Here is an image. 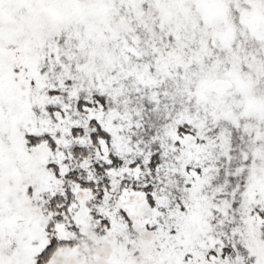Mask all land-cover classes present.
Wrapping results in <instances>:
<instances>
[{
    "label": "snow or ice",
    "instance_id": "snow-or-ice-1",
    "mask_svg": "<svg viewBox=\"0 0 264 264\" xmlns=\"http://www.w3.org/2000/svg\"><path fill=\"white\" fill-rule=\"evenodd\" d=\"M0 264H264V0H0Z\"/></svg>",
    "mask_w": 264,
    "mask_h": 264
}]
</instances>
